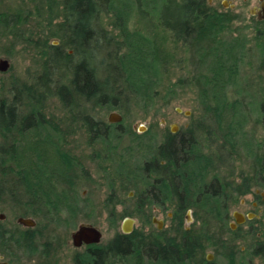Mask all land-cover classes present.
<instances>
[{"label":"rangeland","instance_id":"374dc122","mask_svg":"<svg viewBox=\"0 0 264 264\" xmlns=\"http://www.w3.org/2000/svg\"><path fill=\"white\" fill-rule=\"evenodd\" d=\"M224 1H228L231 8L225 6ZM36 3L34 0H0V12L33 11ZM212 3L216 9L226 14V24L221 31L203 38L195 36L187 42L174 38L172 32L152 18L149 11L145 14L146 7L133 4L130 8L126 22L128 31L137 32L138 37L155 40L166 65L161 72V85L157 87L159 98L154 106H149V103L144 108L134 106L127 114L115 111L122 113L125 120L122 125L112 123V128L118 131L122 129V132L127 133L117 136V131V138L93 142L79 125L67 122L70 116L57 96H52L45 102L43 113L50 122L31 128L19 137L21 163L23 167L36 168L38 163L55 169L60 174L61 182L58 183L64 187H73L70 188L73 190V197L60 203L59 214L47 213L42 209L31 216L33 218L24 214L28 207L14 204L11 199L0 201V220L5 225L13 227L19 223L22 224L19 227L25 229L29 226L19 219L31 218L34 225L37 221L38 230H43V235H39L40 239L36 240L37 249L34 254L29 255L23 249L12 246L8 249V254L0 253V262L75 264L77 254L86 249L85 245L77 247L73 243V233L80 225L97 227L102 232L101 244H107L117 233L124 232V225L131 219L133 231L144 234L147 242L150 241L151 233L160 231L159 228L163 227L167 236L176 235L178 239L181 238L183 229L187 228L193 233L202 234L204 248L198 255L214 260L216 264H233L229 256L231 252L234 253V264H264V260L251 255L248 250L258 239L257 230L259 226H263L264 214L261 215V220L247 219L239 225L234 216L235 212H239L248 218V214L261 212L259 209L264 206H255V192L244 198L237 196L235 200L230 199L227 213H224L222 219L201 211L199 206H191L189 216H184V228L172 216L174 206H143L141 209V206H136V197H133L134 192L140 193L147 188L144 182L148 180L145 163L156 156L159 144L169 132L187 131L188 126L198 122L214 124L207 106L214 104L213 97L217 92L221 97L225 95L230 104L236 100L242 101L239 114L247 116V119H242L244 128L236 137L238 146L235 156L238 158L229 159L227 168L224 166L219 171L230 178V168L234 167L230 179L240 183L239 177L242 175V181L247 176L252 180V188L256 173L262 168L264 22L249 12L251 7L259 6L260 0H212ZM174 10L173 2L167 15ZM102 19L106 30L116 36V39H122L119 31L112 26L114 17L103 15ZM25 28L38 31L37 19H31ZM232 40L235 44L228 63L235 65L238 70L236 83L222 88L221 84L224 82L217 80L215 69L211 71V67L217 69L221 59L215 60V53L225 49L220 42L230 43ZM58 42V39H53L54 44ZM105 55L101 51L98 53L99 59ZM0 59H8L10 62L6 71L0 70V93L8 99H12L24 83H34L37 80L35 78L42 73L43 60L35 48L26 44L22 38L0 35ZM180 80L183 81L182 86H173V83ZM171 89L176 90L174 95H170ZM233 109L230 105L227 117L223 119L224 127L232 119ZM24 110L28 111V108L25 107ZM92 111L109 122V113H104L101 109ZM72 128H75L74 133L69 132ZM218 131L226 136V130ZM2 140L0 135V142ZM117 143L120 145L114 150L111 146ZM61 148L72 158L71 167L65 164L58 153ZM97 153L100 156H96ZM71 179L72 184L69 183ZM52 217L56 221L52 222ZM232 224L235 226L232 227ZM45 244L49 245L47 254L44 252ZM138 262L132 259L127 264ZM142 262L155 264V261L146 256H142Z\"/></svg>","mask_w":264,"mask_h":264},{"label":"trees","instance_id":"16d2710c","mask_svg":"<svg viewBox=\"0 0 264 264\" xmlns=\"http://www.w3.org/2000/svg\"><path fill=\"white\" fill-rule=\"evenodd\" d=\"M34 1L37 3L33 11L0 12V35L22 38L26 44L35 48L43 60L42 73L35 78L37 80L34 83L30 85L24 83V86L14 93L12 99L0 93V135L3 137L0 142V201L11 199L14 204L28 207L24 213L27 217L35 216L42 209L47 213L59 214L60 203L69 201L73 197L71 195L73 190H70L73 187L61 186L58 183L61 182L60 174L56 173L55 169L38 163L35 165L36 168L23 167L21 163L19 137L31 128L50 122L43 113L44 104L50 97L59 98L70 116L67 122L70 125L85 126L93 142L99 139L117 138L125 131L111 128L114 122L103 120L92 110L101 109L102 112L109 114L120 111L127 114L134 106L144 108L148 103L149 106L157 103L159 98L157 87L161 85V72L166 63L155 40L148 37L141 38L138 37L137 32L128 31L126 22L133 4L141 8L146 7L145 14L149 11L152 18L172 32L174 38L184 42L190 41L195 36L203 38L221 31L222 26L226 24V14L209 5L208 0ZM173 2L175 10L167 15ZM103 15L114 17L112 26L119 31L122 39H116V36L106 30L103 25ZM33 18L37 19L38 31L25 28ZM53 39H58V44H54ZM221 43L225 49L216 51L215 60H221L217 69L211 67V71L215 69V76L219 82H224L221 84L224 88L227 84L236 83L238 70L235 65L228 63V59L232 58L235 42L232 40L230 43ZM226 43L229 45L225 46ZM99 51L106 54L101 59L98 57ZM226 71H228L227 75ZM182 84L183 81L180 80L173 83V86L180 87ZM15 88L16 86L13 89ZM175 93L176 90H170V95ZM213 99L214 104H209L207 110L211 111L210 116L214 124L208 122H199V124L200 129L213 137V145L216 147L213 154L216 159L213 160V155L204 157L207 162H213V167H216L214 168L216 170H213L214 176L219 179L221 176H226L221 174L220 168L224 166L227 168L229 159L238 158L235 156L238 146L236 137L238 133L241 134L244 128L242 119H247V116L239 114L242 101L236 100L230 104L225 95L219 96V92L215 93ZM230 105L234 108L231 113L232 119L227 127H224L223 119L227 117L226 112ZM25 107L28 111L24 110ZM122 113L120 114L123 119L117 122L120 125L125 120ZM107 124H110L109 128L112 130L108 131ZM192 128V126L189 128L190 134ZM218 130L222 132L226 130V136L224 134L222 136ZM178 138L179 134L169 132L166 135L168 140L175 141ZM190 144L191 142L188 145ZM119 145L120 143H117L111 147L116 149ZM161 149L162 147L159 146L156 155L170 156V159L166 160L174 164L171 150ZM58 153L65 164L69 167L73 165L72 158L63 148L58 149ZM107 155L109 157V153ZM190 163L191 161L187 164ZM203 170L198 178L206 179L208 171L205 169L203 172ZM262 170L264 171V162ZM233 171L234 167L230 168V178L233 176ZM191 172L190 168L189 173ZM230 178L227 175L225 180ZM69 181L73 183L72 179ZM242 181L237 183L230 179V183H223L221 195L213 188L211 192L204 194V197L211 202V206L198 208L222 219L229 205L221 201V196L226 194L232 197L250 191L252 180L246 176ZM190 207L183 206L173 213L174 219L179 220L182 228H184L185 213ZM55 219V217L50 218L52 222L56 221ZM20 225L22 224L18 223L17 226L8 227L3 220H0L1 254H8V249L12 246L23 249L29 255L34 254L37 249L36 240L40 239L39 235H43V230H38L36 224L25 229H21ZM166 234L164 230L152 232L150 241L147 242L144 240V234L137 230L130 233L119 232L107 244L88 245L85 251L77 254L75 264L123 262L127 264L132 259L135 262L139 261L137 264H142V256L155 261V264H216L215 261L198 255L204 248L202 234L193 233L187 228L183 229L179 239L176 235ZM48 246L45 244V254L48 252ZM248 250L251 255L258 257V242L253 243ZM229 256L234 264V253L231 252Z\"/></svg>","mask_w":264,"mask_h":264},{"label":"flooded vegetation","instance_id":"af4514ba","mask_svg":"<svg viewBox=\"0 0 264 264\" xmlns=\"http://www.w3.org/2000/svg\"><path fill=\"white\" fill-rule=\"evenodd\" d=\"M208 3L213 6L212 0H208ZM228 7L231 8L230 6ZM254 7L259 9L261 7V0L259 6L251 7L249 12L251 15L264 22V19H261L259 14L251 13V9ZM107 126L108 131L112 130V127L109 128L110 124H107ZM191 126L193 127V130H191L190 134L189 127ZM79 127L87 132V128L85 126L79 125ZM74 131L75 128L69 130L70 133H74ZM171 133L179 134V138L175 141L165 139L159 144V146L162 147V151L171 150L174 155L172 158H174L175 163L171 164V162L166 160L170 159V156L163 157L162 155H156L151 161H147L145 163V172L148 180H145L144 182L146 183L147 188L140 193L134 192L133 197H136V206H174L175 210H180L183 206H211V202L204 197V194L211 192L214 188V190L216 189V192H220L221 195V192H223L222 184L230 183L229 180H225L227 175L221 176L219 179L215 178L213 162H207L204 157L213 155V160L216 159L213 154V151H215L213 145L214 140L212 139L213 137L206 134L203 129H200L199 122L188 126L187 131L179 130ZM188 135H190V138H188ZM189 142H191L190 145H188ZM99 155L100 153L96 154V156ZM190 161L191 163L187 164ZM190 168L192 170L191 174L189 173ZM202 169H204L203 172L205 169L208 171L207 176L205 175L206 179H204L205 177L198 178ZM239 180L240 182H243L241 181V177H239ZM243 190H245V188H243ZM253 192H255L256 195V201L254 202L255 206H264V171L262 168L257 171L255 186L252 187L249 192L232 197H228L225 194L221 196V201L228 204L230 199L235 200L238 198L237 196L244 198L246 195ZM189 210L192 211V208L187 210L185 218L189 216ZM259 210L261 211L260 213H256L251 219L246 218L243 223H245L247 219L252 220L258 218L261 220V215L264 214V207ZM172 216H174V214H172ZM243 223L237 222L238 225ZM262 225L263 226H259L257 230V242L259 248L258 257L264 260V222ZM162 228H159V230H162ZM132 231L133 227L130 232ZM83 245L86 247L88 246L87 244ZM3 261L4 260L1 262Z\"/></svg>","mask_w":264,"mask_h":264},{"label":"water","instance_id":"95a60500","mask_svg":"<svg viewBox=\"0 0 264 264\" xmlns=\"http://www.w3.org/2000/svg\"><path fill=\"white\" fill-rule=\"evenodd\" d=\"M225 6H229L227 1H224ZM252 14H259L261 19H264V0H261V7L259 9L252 8ZM10 66L8 59H0V70L6 71ZM123 119V116L119 112H111L109 115L110 122H120ZM234 216L238 223H243L246 220V217L239 212H235ZM254 217V214H248V218L251 219ZM19 221L28 226H34V220L31 218H20ZM235 224H232L234 227ZM124 232L130 233L132 230L131 219L128 220V223L124 225ZM102 232L95 226L90 224H82L79 228L73 233V243L75 246L80 247L83 244H98L101 242ZM0 264H10L7 261L0 262Z\"/></svg>","mask_w":264,"mask_h":264}]
</instances>
